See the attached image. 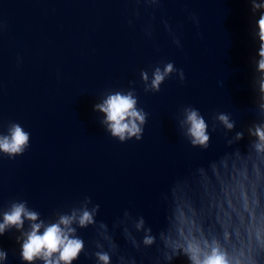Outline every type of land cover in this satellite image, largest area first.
Instances as JSON below:
<instances>
[{"label":"water","instance_id":"obj_1","mask_svg":"<svg viewBox=\"0 0 264 264\" xmlns=\"http://www.w3.org/2000/svg\"><path fill=\"white\" fill-rule=\"evenodd\" d=\"M254 24L247 0H161L158 6L143 0H0V133L7 134L11 122L30 133L22 156L0 153V208L26 200L48 219L87 196L100 205L97 221L110 230L125 210L143 216L154 232L165 228L169 203L163 197L172 199L178 180L229 151L223 130L211 132L212 114L230 113L237 130L255 119ZM162 62L182 69L184 82L173 75L159 93H145L141 70L151 77ZM130 82L149 115L142 140L122 144L106 133L93 106ZM188 105L209 123L207 151L179 135L177 118ZM175 195L194 202L209 220L225 200L214 176L208 195L195 181ZM16 235L13 230L0 238L7 264H22ZM79 235L86 247L95 239L91 228ZM114 238L137 264H150L119 231ZM74 264L95 262L81 255Z\"/></svg>","mask_w":264,"mask_h":264},{"label":"clouds","instance_id":"obj_2","mask_svg":"<svg viewBox=\"0 0 264 264\" xmlns=\"http://www.w3.org/2000/svg\"><path fill=\"white\" fill-rule=\"evenodd\" d=\"M143 2L158 6L161 0ZM247 2L255 19L251 35L259 44L258 58H253L256 75L251 83L255 119L237 130V121L230 113L212 114L211 132L223 130L229 151L178 180L172 199L167 194L163 197L169 203L165 228L154 232L143 216L125 210L110 230L107 223L97 221L100 205L87 196L67 211H55L48 219L29 207L26 200H12L6 208H0V238L13 230L18 233L15 239L22 264H74L81 255L95 264H113V257L116 264H137L135 255L121 251L114 238L117 231L137 254L148 257L150 264H174L180 258L185 264H264V0ZM191 19L198 23L194 15ZM164 24L173 43L181 47L167 21ZM145 31L151 37L150 27ZM173 75L184 82L183 70L172 62L152 68L151 77L148 70H141L144 92L159 93L161 85ZM93 111L102 114L100 124L111 138L122 144L142 140L149 114L139 107L134 82L126 90L105 92ZM177 128L193 149H209V123L198 108L184 106ZM245 140L246 147L241 150L239 145ZM29 147L30 133L19 123H9L7 134L0 133V153L9 159L22 156ZM213 176L220 182L225 200L219 205V215L209 220L194 202L175 193L195 181L208 195ZM88 228L93 229L95 239L86 247L79 231ZM151 249H155V255L149 256ZM7 260L8 252L0 245V264H7Z\"/></svg>","mask_w":264,"mask_h":264}]
</instances>
